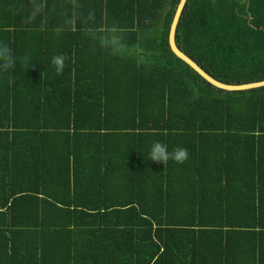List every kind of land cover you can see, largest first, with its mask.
Segmentation results:
<instances>
[{
    "label": "trees",
    "instance_id": "trees-1",
    "mask_svg": "<svg viewBox=\"0 0 264 264\" xmlns=\"http://www.w3.org/2000/svg\"><path fill=\"white\" fill-rule=\"evenodd\" d=\"M178 2L0 0V264H264V86L179 59ZM175 40L263 80L264 0H186Z\"/></svg>",
    "mask_w": 264,
    "mask_h": 264
},
{
    "label": "clouds",
    "instance_id": "clouds-1",
    "mask_svg": "<svg viewBox=\"0 0 264 264\" xmlns=\"http://www.w3.org/2000/svg\"><path fill=\"white\" fill-rule=\"evenodd\" d=\"M17 57L10 50V47L3 42H0V72H10L14 70L17 65ZM24 66L30 63V58L25 56L19 58ZM66 57L63 54L53 56L52 65L58 75L62 74L65 68ZM189 156L188 150L183 147H175L171 152L168 151L167 145L160 142H153L149 157L151 161L163 162L165 165L171 159L176 163H184L187 161Z\"/></svg>",
    "mask_w": 264,
    "mask_h": 264
},
{
    "label": "water",
    "instance_id": "water-1",
    "mask_svg": "<svg viewBox=\"0 0 264 264\" xmlns=\"http://www.w3.org/2000/svg\"><path fill=\"white\" fill-rule=\"evenodd\" d=\"M186 0H179L177 7L175 9L168 33V43L171 51L182 61L188 64L192 69H194L200 76H202L207 82L212 84L215 87L220 89L228 90V91H237V90H246L250 88H256L260 86H264V79L259 81L240 83V84H231L225 83L217 80L208 74L204 69H202L192 58H190L187 54L180 50V48L176 44L175 40V32L178 24V20L180 18L181 12L183 11Z\"/></svg>",
    "mask_w": 264,
    "mask_h": 264
}]
</instances>
